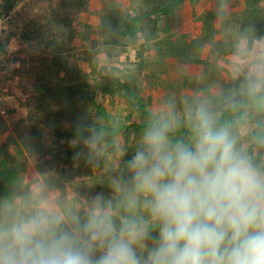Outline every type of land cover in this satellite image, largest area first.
I'll use <instances>...</instances> for the list:
<instances>
[{"label":"rangeland","instance_id":"1","mask_svg":"<svg viewBox=\"0 0 264 264\" xmlns=\"http://www.w3.org/2000/svg\"><path fill=\"white\" fill-rule=\"evenodd\" d=\"M11 2L6 10L0 0V164L23 171L22 182L15 169L0 175L2 185L14 183L7 193L0 187V200L39 185L60 210L110 197L150 114L168 98L179 108L205 99L240 146L264 154L252 139L264 128V101L248 93L264 60V0ZM125 23L132 33L122 36ZM88 116L112 138L94 158L85 143L94 137L79 131ZM38 161L64 181L62 206Z\"/></svg>","mask_w":264,"mask_h":264},{"label":"clouds","instance_id":"2","mask_svg":"<svg viewBox=\"0 0 264 264\" xmlns=\"http://www.w3.org/2000/svg\"><path fill=\"white\" fill-rule=\"evenodd\" d=\"M253 72L248 93L264 101V60ZM112 187L83 208L58 209L43 185L0 200V264H264V154L205 99L163 101Z\"/></svg>","mask_w":264,"mask_h":264},{"label":"trees","instance_id":"3","mask_svg":"<svg viewBox=\"0 0 264 264\" xmlns=\"http://www.w3.org/2000/svg\"><path fill=\"white\" fill-rule=\"evenodd\" d=\"M66 1H71V0H66ZM7 2L8 3L4 6V8L6 10L10 8L9 3H12L11 0H7ZM91 3H92V0H80L79 5L81 8H84V7H89L91 5ZM71 13H74V10L72 8H71ZM123 27H124L123 32H121L122 36L129 35L130 33H132L130 30L129 24L125 23V25ZM71 30H72V28H71ZM111 41H113V38L111 39ZM102 128L96 125V121L91 116H88L85 120L82 121L79 131L84 136L92 135L97 140V148H99L103 142H106V143H108V146L111 147V149H112V147H113L112 146V138L99 134L100 133L99 130ZM106 129H108V128H106ZM28 152L32 153L31 150H28ZM44 153L51 154V152H44ZM70 153L71 152H68L66 150V154H70ZM43 161L48 163V164H50V162H51L50 159H48V158H43ZM41 166H42L41 162L38 161V163H37L38 172L41 173L42 179H43L45 185L49 189H51L53 192H55L56 200L58 201V204L60 206H62L64 199H65L64 198L65 191H64V189H61V187L64 185V181H62V180L60 181V179H58V178L55 179L52 176V174H44L41 171ZM0 167H1L0 168V175H2L5 171H10L12 169L13 170L15 169L14 170L15 171V176H14L15 178L14 179H18L19 182H22V176H21V173L23 171L22 167L19 168V170H18L16 166L11 165L10 163L8 164V162H4L2 165L0 164ZM13 184L14 183H12V182H7V183L2 185L0 182V187L2 186L3 187L2 191H4V193H7L10 191L11 185H13ZM0 192H1V190H0ZM1 195H4V194H1Z\"/></svg>","mask_w":264,"mask_h":264}]
</instances>
